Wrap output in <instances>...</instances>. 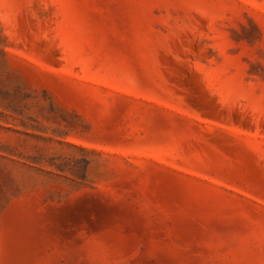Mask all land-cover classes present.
<instances>
[{"label":"rangeland","instance_id":"rangeland-1","mask_svg":"<svg viewBox=\"0 0 264 264\" xmlns=\"http://www.w3.org/2000/svg\"><path fill=\"white\" fill-rule=\"evenodd\" d=\"M0 264H264V0H0Z\"/></svg>","mask_w":264,"mask_h":264}]
</instances>
